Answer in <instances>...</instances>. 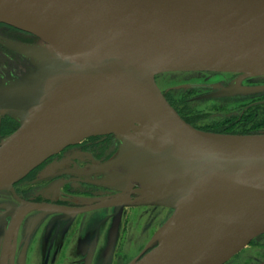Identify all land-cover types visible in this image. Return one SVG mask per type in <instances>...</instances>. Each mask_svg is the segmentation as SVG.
<instances>
[{
	"label": "water",
	"instance_id": "water-1",
	"mask_svg": "<svg viewBox=\"0 0 264 264\" xmlns=\"http://www.w3.org/2000/svg\"><path fill=\"white\" fill-rule=\"evenodd\" d=\"M0 23L40 40L8 42L30 67L0 85V111L19 123L0 144V189L109 133L121 146L100 184L134 194L128 205L173 210L156 245L130 264H225L264 234V134L193 128L155 79L264 75V0H0ZM226 188L248 192L228 197Z\"/></svg>",
	"mask_w": 264,
	"mask_h": 264
},
{
	"label": "flooded vegetation",
	"instance_id": "flooded-vegetation-1",
	"mask_svg": "<svg viewBox=\"0 0 264 264\" xmlns=\"http://www.w3.org/2000/svg\"><path fill=\"white\" fill-rule=\"evenodd\" d=\"M8 42L32 45L40 40L0 23V85L20 76L29 62ZM155 79L169 104L193 128L223 135L264 134V75L189 71ZM18 128L14 118L0 111V144ZM120 146L114 134L85 138L46 159L12 187L0 189V264H130L150 251L156 245L148 247L154 235L137 243L136 248L142 246L133 258L136 248L127 239L136 222L135 237L142 236L143 213L153 205H128L127 196L133 201L134 194L100 184V168L118 155ZM166 210L171 209L164 208L159 217ZM230 261L264 264V234L225 264Z\"/></svg>",
	"mask_w": 264,
	"mask_h": 264
},
{
	"label": "rangeland",
	"instance_id": "rangeland-1",
	"mask_svg": "<svg viewBox=\"0 0 264 264\" xmlns=\"http://www.w3.org/2000/svg\"><path fill=\"white\" fill-rule=\"evenodd\" d=\"M29 67H30V63L28 62L26 70L29 69ZM20 70L22 72L21 74H24L26 72V70L25 71L23 69H20ZM106 135H109V133L98 134V135H95V136H106ZM164 208H166V207L153 206V207L146 208V210L143 213V214L146 213V219L144 221H142L140 226H139V227H141V230L143 228L144 231L142 233V236L141 235L136 236V237H138V239H136V237H135V229L138 228V223L139 222L138 223L136 222V224L135 223L133 224L134 228L130 232L129 237L127 239L128 241H130L133 244V247H130L131 249L136 248L137 243L145 242L147 239L150 240V238L154 235V233H156L158 231V229H160L161 226L170 218L169 215L170 214L172 215L173 210L172 211L168 210V212L166 210V211H164L165 215L162 216V218L159 217V216H161V213L163 212ZM156 213H157V215H156ZM142 224H143V226H142ZM141 246H142V244H140L138 246V248L133 249L131 251L132 258L135 257V255L137 254V252H138V250H139V248ZM232 263H234V262L230 261L229 264H232Z\"/></svg>",
	"mask_w": 264,
	"mask_h": 264
},
{
	"label": "bare ground",
	"instance_id": "bare-ground-1",
	"mask_svg": "<svg viewBox=\"0 0 264 264\" xmlns=\"http://www.w3.org/2000/svg\"><path fill=\"white\" fill-rule=\"evenodd\" d=\"M61 53H64V54H76V53H78L79 51L77 50V49H75V48H71V47H66V46H59L58 48H57ZM133 126V125H132ZM134 127V126H133ZM127 129H129V128H132L130 125L129 126H127L126 127ZM126 128H124V127H122V128H120V129H118V130H115L117 133L119 132V133H124V134H129V132L128 131H126L127 129ZM126 129V130H125ZM107 131V130H106ZM137 132H139V131H137V130H130V133L132 134V135H138L137 134ZM139 136V135H138ZM248 191L247 190H241V189H224L223 191H220V193L222 194V195H227L228 197H234V198H236V197H238V196H240V195H242V194H245V193H247Z\"/></svg>",
	"mask_w": 264,
	"mask_h": 264
}]
</instances>
